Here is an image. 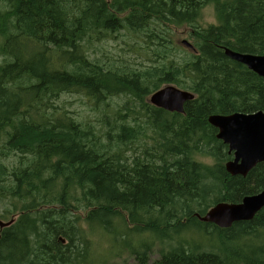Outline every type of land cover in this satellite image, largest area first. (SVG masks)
<instances>
[{
	"label": "trees",
	"instance_id": "obj_1",
	"mask_svg": "<svg viewBox=\"0 0 264 264\" xmlns=\"http://www.w3.org/2000/svg\"><path fill=\"white\" fill-rule=\"evenodd\" d=\"M122 36L141 62L100 47ZM225 48L264 55V0H0V219H15L0 264H148L156 250L154 264H264V209L229 229L196 217L264 189V162L226 171L208 122L264 112V78ZM167 85L194 94L184 114L150 103ZM68 94L95 120L61 106Z\"/></svg>",
	"mask_w": 264,
	"mask_h": 264
},
{
	"label": "water",
	"instance_id": "obj_2",
	"mask_svg": "<svg viewBox=\"0 0 264 264\" xmlns=\"http://www.w3.org/2000/svg\"><path fill=\"white\" fill-rule=\"evenodd\" d=\"M182 45L194 49L187 40H183ZM225 55L264 78V55L240 53L228 48H225ZM194 99L195 96L190 91L167 85L152 94L149 101L158 109L184 114L185 104ZM208 122L218 131L217 139L227 145L229 154L233 155V159L225 165L230 175L247 177L258 164L264 162L263 111L252 114L212 115ZM263 209L264 189L256 195L244 197L236 204L218 203L204 216L197 214L196 217L203 223L229 229L236 223L252 221ZM14 222L15 219L8 222L0 219V229L9 227Z\"/></svg>",
	"mask_w": 264,
	"mask_h": 264
},
{
	"label": "rangeland",
	"instance_id": "obj_3",
	"mask_svg": "<svg viewBox=\"0 0 264 264\" xmlns=\"http://www.w3.org/2000/svg\"><path fill=\"white\" fill-rule=\"evenodd\" d=\"M203 17H202V24L204 27H208L210 25H218V18L216 15L215 7L212 5L207 6L203 10ZM187 40L192 45L195 44V39L190 34L189 28H179L176 31V38L175 41L182 45V41ZM134 40L122 36L119 39H112L110 41H106L100 45L102 49H105V54L110 59H117V60H129L130 64H135L141 62V60L137 59V55L132 53L130 50L133 48H129V45L134 44ZM183 46V45H182ZM133 47V46H132ZM187 49V47H186ZM189 49V48H188ZM191 50V49H189ZM138 60V61H137ZM60 105L63 106L73 117L80 116L82 119H90L92 121L95 120L94 114L90 111V102L85 98L75 95V94H68L63 95L61 98ZM207 163H212L210 160H206ZM159 254L157 250L151 254L148 264H154L156 260H158ZM110 264H136L135 258L124 254L121 257L115 258Z\"/></svg>",
	"mask_w": 264,
	"mask_h": 264
},
{
	"label": "flooded vegetation",
	"instance_id": "obj_4",
	"mask_svg": "<svg viewBox=\"0 0 264 264\" xmlns=\"http://www.w3.org/2000/svg\"><path fill=\"white\" fill-rule=\"evenodd\" d=\"M191 50H193V49H191ZM224 50H225V49H224ZM230 156H231V159H230V160H232V159H233V155L230 154Z\"/></svg>",
	"mask_w": 264,
	"mask_h": 264
}]
</instances>
